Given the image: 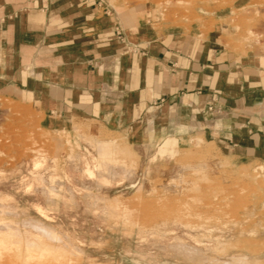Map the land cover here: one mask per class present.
<instances>
[{"label": "rangeland", "instance_id": "rangeland-1", "mask_svg": "<svg viewBox=\"0 0 264 264\" xmlns=\"http://www.w3.org/2000/svg\"><path fill=\"white\" fill-rule=\"evenodd\" d=\"M97 3L146 33L264 59V0ZM1 56L0 264H264V154L223 146L215 109L208 133L191 134L130 123L106 84L100 111L59 108L42 95L40 67L18 83L16 66L29 62Z\"/></svg>", "mask_w": 264, "mask_h": 264}, {"label": "crops", "instance_id": "crops-1", "mask_svg": "<svg viewBox=\"0 0 264 264\" xmlns=\"http://www.w3.org/2000/svg\"><path fill=\"white\" fill-rule=\"evenodd\" d=\"M116 18L111 5L97 0H0L1 59L29 62V68L16 66L18 83L40 67L42 95L59 108L100 111L98 88L106 84L123 98L119 108L132 124H180L191 134L208 133L204 117L211 108L223 146L232 142L229 149L240 154H264L262 57L242 63L214 41L162 37ZM51 92L94 98L86 106L68 105Z\"/></svg>", "mask_w": 264, "mask_h": 264}, {"label": "built area", "instance_id": "built-area-1", "mask_svg": "<svg viewBox=\"0 0 264 264\" xmlns=\"http://www.w3.org/2000/svg\"><path fill=\"white\" fill-rule=\"evenodd\" d=\"M209 111L211 110V108L208 109Z\"/></svg>", "mask_w": 264, "mask_h": 264}, {"label": "bare ground", "instance_id": "bare-ground-1", "mask_svg": "<svg viewBox=\"0 0 264 264\" xmlns=\"http://www.w3.org/2000/svg\"><path fill=\"white\" fill-rule=\"evenodd\" d=\"M173 212V211H172ZM166 214V213H165ZM175 214V213H174ZM162 216V215H161Z\"/></svg>", "mask_w": 264, "mask_h": 264}]
</instances>
